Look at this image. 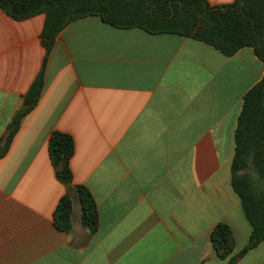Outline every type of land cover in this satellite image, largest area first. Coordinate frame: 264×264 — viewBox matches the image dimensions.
<instances>
[{
  "label": "crops",
  "instance_id": "0c3cea01",
  "mask_svg": "<svg viewBox=\"0 0 264 264\" xmlns=\"http://www.w3.org/2000/svg\"><path fill=\"white\" fill-rule=\"evenodd\" d=\"M45 22L0 8V142L42 70ZM44 76L0 159V264H227L248 246L251 225L230 184L243 99L264 77L251 48L228 57L189 37L90 16L59 34ZM54 131L74 138L73 184L97 204L95 233L75 190L56 177ZM66 193L72 228L60 232L54 213ZM219 224L234 237L226 260L211 240ZM236 264H264V243Z\"/></svg>",
  "mask_w": 264,
  "mask_h": 264
},
{
  "label": "trees",
  "instance_id": "16d2710c",
  "mask_svg": "<svg viewBox=\"0 0 264 264\" xmlns=\"http://www.w3.org/2000/svg\"><path fill=\"white\" fill-rule=\"evenodd\" d=\"M0 8L18 21L45 14L41 39L47 52L42 70L8 126L11 134L7 146L0 150V159L6 155L23 119L41 98L46 66L57 37L69 23L79 19L96 16L118 29L140 28L155 35L189 37L228 57L251 48L264 63V0H234L232 4L220 6L208 0H0ZM48 149L57 179L67 188H73L80 199L83 226L95 233L99 228L97 204L85 186L73 184L74 138L54 131ZM230 185L239 196L252 229L248 246L227 263L236 264L238 259L264 243V77L243 99L235 131ZM72 214V197L66 193L54 213V224L60 232L71 231ZM232 236L225 224H219L211 234L221 259L226 260L233 251Z\"/></svg>",
  "mask_w": 264,
  "mask_h": 264
},
{
  "label": "water",
  "instance_id": "95a60500",
  "mask_svg": "<svg viewBox=\"0 0 264 264\" xmlns=\"http://www.w3.org/2000/svg\"><path fill=\"white\" fill-rule=\"evenodd\" d=\"M10 134H11V131L9 129V131L6 132V134L4 135V137L2 138L0 142V150H3L7 146Z\"/></svg>",
  "mask_w": 264,
  "mask_h": 264
}]
</instances>
